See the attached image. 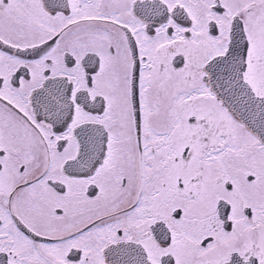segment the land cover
I'll return each mask as SVG.
<instances>
[{"label":"snow or ice","instance_id":"snow-or-ice-1","mask_svg":"<svg viewBox=\"0 0 264 264\" xmlns=\"http://www.w3.org/2000/svg\"><path fill=\"white\" fill-rule=\"evenodd\" d=\"M0 264H264V0H0Z\"/></svg>","mask_w":264,"mask_h":264}]
</instances>
